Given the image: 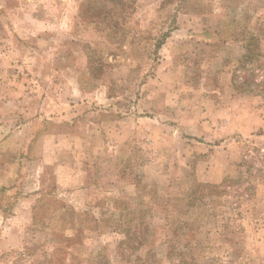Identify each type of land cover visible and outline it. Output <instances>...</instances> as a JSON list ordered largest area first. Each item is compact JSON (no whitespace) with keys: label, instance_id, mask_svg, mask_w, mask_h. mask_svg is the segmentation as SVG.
Instances as JSON below:
<instances>
[{"label":"rangeland","instance_id":"1","mask_svg":"<svg viewBox=\"0 0 264 264\" xmlns=\"http://www.w3.org/2000/svg\"><path fill=\"white\" fill-rule=\"evenodd\" d=\"M84 1L0 0V264H264V0Z\"/></svg>","mask_w":264,"mask_h":264},{"label":"trees","instance_id":"2","mask_svg":"<svg viewBox=\"0 0 264 264\" xmlns=\"http://www.w3.org/2000/svg\"><path fill=\"white\" fill-rule=\"evenodd\" d=\"M138 1L139 0H87L81 3L80 13L84 17L85 22L93 24L95 26V29L99 31L102 30V32H105V28L109 27L110 29L113 30V32L115 31L116 34L125 33L127 30V25L129 24L127 20L130 19L131 21L132 13H134V9ZM170 2H172V0H163L162 3L165 6ZM165 37H167V34L164 35V38ZM257 40H258L257 38L251 37L247 46L248 55L246 56V59H248L249 54L250 55L253 54V48L254 46L255 47L257 46L256 43ZM229 181L231 180L226 179L223 185L219 187L198 184V186L196 187L197 190L194 192V195L192 196L193 199H191L192 203H195L199 199L204 198L205 194H203V191L204 189L207 188L209 189V195L211 196L225 194V189L230 187V185L227 187L225 186L229 183ZM198 191L200 193L199 195H197ZM162 213H163L164 222L166 223L167 226H170L169 220L171 219V215H170L171 212L164 210L162 211ZM150 215L151 216L154 215L153 210H150L148 212L147 211L142 212L140 216L137 213H132L130 215L133 217L131 218V220L128 221L129 225H126L124 229L123 228L119 229V231L124 232L125 237L129 241L124 243L122 242L123 244H128L127 246L129 248H133L134 246L137 245V249H138L142 247L146 242H148L149 236L153 235V231L155 230L151 222L153 220V217H150ZM138 221L140 222L137 223ZM190 228H191L190 225L187 223V229ZM173 229H174L173 237L166 241L169 242L170 244V253L168 254L170 257H174V255L176 254V245H177L176 240L178 239L177 237L180 236L179 234L182 232V230L179 229L178 227H174V224H173ZM58 256L59 255L57 252L55 254V261L52 262L53 264L57 262V260L60 261ZM71 262H72L71 258L69 257L67 263L71 264Z\"/></svg>","mask_w":264,"mask_h":264}]
</instances>
